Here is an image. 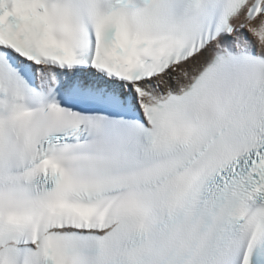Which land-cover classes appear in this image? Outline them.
Wrapping results in <instances>:
<instances>
[{
    "label": "snow or ice",
    "instance_id": "1",
    "mask_svg": "<svg viewBox=\"0 0 264 264\" xmlns=\"http://www.w3.org/2000/svg\"><path fill=\"white\" fill-rule=\"evenodd\" d=\"M0 264H264V0H0Z\"/></svg>",
    "mask_w": 264,
    "mask_h": 264
}]
</instances>
